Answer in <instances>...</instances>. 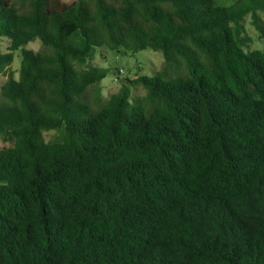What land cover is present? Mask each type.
Returning <instances> with one entry per match:
<instances>
[{"label": "trees", "instance_id": "16d2710c", "mask_svg": "<svg viewBox=\"0 0 264 264\" xmlns=\"http://www.w3.org/2000/svg\"><path fill=\"white\" fill-rule=\"evenodd\" d=\"M259 11L0 0V264H264V51L242 24L264 39ZM98 48L164 62L104 100Z\"/></svg>", "mask_w": 264, "mask_h": 264}, {"label": "rangeland", "instance_id": "374dc122", "mask_svg": "<svg viewBox=\"0 0 264 264\" xmlns=\"http://www.w3.org/2000/svg\"><path fill=\"white\" fill-rule=\"evenodd\" d=\"M63 2H71L72 0H62ZM218 5L229 7L234 4L235 0H215ZM260 16L264 20V12L259 11ZM251 15H247L242 22L245 27V36L250 38V43L244 48L246 52L253 50L264 51V39L260 37L259 31L251 23ZM9 39H0V49L2 52H7ZM30 50H40L41 42L35 40L27 46ZM164 62V57L161 52L145 49L135 54H116L108 49L98 48L95 52V57L90 65L107 68L109 74L103 79L101 85L103 99H108L113 93L117 92L121 85L126 82V78L134 79L139 75L153 76ZM21 64L20 50L15 52V58L11 65V69L15 72V77L18 78ZM7 79V75L0 73V92L1 86ZM145 90L141 86L133 88L132 98L143 96ZM3 100L0 95V104ZM55 131H45L43 133L46 141L53 139L56 136ZM11 146L10 143L3 142L0 139V149Z\"/></svg>", "mask_w": 264, "mask_h": 264}]
</instances>
